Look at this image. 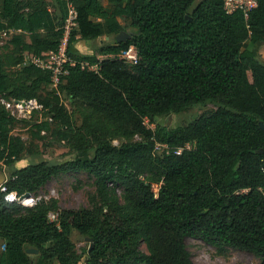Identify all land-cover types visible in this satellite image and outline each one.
Returning a JSON list of instances; mask_svg holds the SVG:
<instances>
[{"label":"trees","instance_id":"obj_1","mask_svg":"<svg viewBox=\"0 0 264 264\" xmlns=\"http://www.w3.org/2000/svg\"><path fill=\"white\" fill-rule=\"evenodd\" d=\"M55 1L63 22L69 4L77 11L78 27L68 45L72 58L97 62L95 56L81 57L78 37L120 34L119 18L127 17L135 31L102 52L135 45L140 59L133 65L135 74L118 59L100 61L98 72L67 65L60 89L70 101L87 106L88 127H76L62 104L44 103L65 131L64 139L71 132L80 136L73 145L76 157L59 165L32 163L7 175L6 190L0 186V240L5 245L0 264H78L68 254L73 229L90 242L83 264H197L186 237L258 254L264 264V64L255 50L264 43V0L248 18L241 10L227 14L223 0H107L112 3L108 8L101 0ZM6 28L29 33L31 43L19 50L37 56L56 51L63 37L45 0H35L27 11L21 0H3L0 31ZM26 70L19 84L0 75V92L32 98L43 84L51 85L48 72L33 65ZM208 103L219 110L186 126L144 123ZM95 113L133 126L143 140L113 145L100 122L87 124ZM14 120L0 105V162L7 165L20 160L28 143L12 133ZM54 123L43 122L41 131ZM88 132L95 146L85 140ZM158 144L167 146L163 154L156 153ZM152 164L163 175L143 177ZM73 171L99 176L100 210L41 202L16 214L15 204L5 199L12 191L38 192L52 176ZM118 182L126 187L125 203ZM51 211H59L58 221L49 219ZM143 235L149 252L140 247ZM155 240L169 245L168 250L156 249ZM30 248L38 252L28 253Z\"/></svg>","mask_w":264,"mask_h":264},{"label":"rangeland","instance_id":"obj_2","mask_svg":"<svg viewBox=\"0 0 264 264\" xmlns=\"http://www.w3.org/2000/svg\"><path fill=\"white\" fill-rule=\"evenodd\" d=\"M34 1L35 0H21V6L27 11ZM45 1L49 7L53 9L52 0ZM2 2L3 0H0V10L2 8ZM104 2L107 4V0H104ZM61 16L60 13L57 14L60 27L63 25ZM122 26L123 31L126 33L130 34L135 31L131 25V20L127 17H122ZM126 36H119L116 34L112 36L109 42L105 40V37H101V40H104V46L100 41L86 42L79 37L80 40H78L76 45L77 51L81 57L95 56L97 60L103 61L107 59V54H103L102 49L109 45L116 44V42L125 39ZM12 39V34L0 36V75H3L8 83L19 84L20 79L27 78L28 74L26 70L27 66L21 64L25 53L20 52L19 49H21V47H12ZM255 50L257 52V60L264 64V44L255 46ZM123 64L128 71L133 74L136 73V68L133 65L125 62H123ZM36 97L46 105L62 104L71 115L76 127H88L87 125L84 126V114L87 106L70 101L65 90H61V95H59L50 84H43L36 92ZM218 110V106L208 103L192 106L179 113L160 117L154 122H151L148 118H146L145 121L149 127L153 128L159 126L175 128L178 126H186L193 123L199 117L209 116ZM46 116L47 113L42 116L36 114L31 118H15L11 127L12 133L15 136L27 137L28 143L26 145V151H24L18 162L10 165L0 162V184L6 182V177L9 173L26 165L39 162L59 165L75 159L76 152L73 145L75 140L80 136L71 132L69 133L70 137L64 139L62 133L65 131L62 130L61 124L58 121L54 123L53 127H49L46 130V134H42L40 126L45 122L44 119ZM93 120L103 125L106 132H108L109 139L115 146H120L125 142L143 140V136L135 132L131 125L124 126L114 123L97 113L92 114L87 124L92 123ZM85 140L90 141V143L95 146L94 141H91V134L89 132L86 133ZM165 150H167L166 145L158 144L156 153L163 154ZM153 175H163V170L156 164L150 165L142 174V176L146 178ZM98 180V175L85 171L58 173L52 176L38 191L48 199L49 204H55L58 208L98 211L101 208L100 196L98 193ZM117 191L122 203H125L126 187L122 182H118ZM14 204L16 214H25L28 209L32 208L29 205L19 202ZM71 240L73 244L68 250V254L72 257H76L78 264H83L82 260L89 249L90 242L87 238L81 236L76 229L72 230ZM185 241L193 260L197 264H261L262 257L249 251L230 246L216 247L192 237H186ZM147 243V236L143 235L140 239V247L145 252H149ZM2 244L3 242H0V251L3 249ZM154 246L163 253H165L169 247V245H164L158 240L154 241ZM34 257L37 261L40 255Z\"/></svg>","mask_w":264,"mask_h":264},{"label":"built area","instance_id":"obj_3","mask_svg":"<svg viewBox=\"0 0 264 264\" xmlns=\"http://www.w3.org/2000/svg\"><path fill=\"white\" fill-rule=\"evenodd\" d=\"M258 6V0H223V7L227 14H232L237 10L244 12L246 18L249 17L250 11ZM69 11L68 16L63 22L61 29L63 30V37L61 39L59 48L56 51H49L44 56H37L33 53H25L22 65L24 66H35L43 71L50 74L51 86L54 90L61 95L60 87L65 84V77L69 73L68 66L80 65L82 69L89 71L98 72L100 70V60L97 62L90 61H77L72 58L68 53L69 38L74 28L78 27L77 11L72 4L68 5ZM1 19V13H0ZM107 59H118L129 63L131 65H137L139 63L138 49L135 45H130L128 48L119 51L118 53H109L106 55ZM0 105L8 111L13 117L20 118H31L33 115L38 114L42 116L47 113V108L37 97L32 98H17L9 97L6 92H0ZM49 123H54L52 115L47 114L44 119ZM146 124V121H144ZM42 134H46V130L41 131ZM23 140L27 141V137L22 136ZM191 145H187L190 148ZM182 149L176 151L180 153ZM2 189L6 190V187L2 185ZM5 199L11 203H23L34 207L41 202H48L45 196L40 191L38 192H26L19 195L17 192L12 191L6 194ZM59 211H51L49 213V219L51 221H58ZM5 249V245L2 246ZM2 249V250H3Z\"/></svg>","mask_w":264,"mask_h":264},{"label":"crops","instance_id":"obj_4","mask_svg":"<svg viewBox=\"0 0 264 264\" xmlns=\"http://www.w3.org/2000/svg\"><path fill=\"white\" fill-rule=\"evenodd\" d=\"M52 2H53L54 7H53V9L51 7L50 8L54 11L55 16L57 17V14L60 13V9H59V6L55 0H52ZM101 3L105 8H108V7H110V5H112V3L108 2V1H107V4H105L104 0H101ZM0 13H1V10H0ZM98 21H100V20L98 19ZM119 21L122 24V17L119 18ZM121 33H123L125 36L128 35V33H126L125 31H122ZM5 34H9V35L12 34L13 35V39H12V43H11L12 47H24V45L31 43V37H30L29 33H24L20 30L14 29V28H6V29H2L0 31V36L5 35ZM120 34H118V35L121 36ZM20 35L22 36V38H21V40L17 41L15 38L20 36ZM114 35H116V34H110V35L104 34V35H102L96 39H89V40H84V41H86V42L100 41L101 44H103V46H104L105 43H104V40H101V37H105V40H107L109 42L111 40L112 36H114ZM80 39L78 37V40H80ZM0 43H1V41H0ZM262 44H264V43H262ZM112 45H114V44H112ZM22 53H31V52L28 50H25ZM2 185L3 184H0V186H2ZM0 242H2V241L0 240ZM0 253H1V251H0Z\"/></svg>","mask_w":264,"mask_h":264},{"label":"water","instance_id":"obj_5","mask_svg":"<svg viewBox=\"0 0 264 264\" xmlns=\"http://www.w3.org/2000/svg\"><path fill=\"white\" fill-rule=\"evenodd\" d=\"M120 35H121V36H122V35L124 36L123 33H121ZM260 125H261L262 128H264V124H263V123H261ZM37 252H38V250L35 249V248H30V249H28V253H37Z\"/></svg>","mask_w":264,"mask_h":264}]
</instances>
